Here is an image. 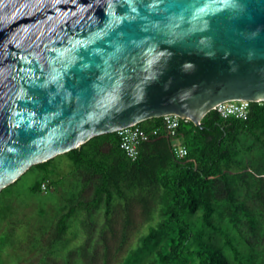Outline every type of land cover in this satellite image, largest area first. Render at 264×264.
<instances>
[{"label":"water","instance_id":"water-1","mask_svg":"<svg viewBox=\"0 0 264 264\" xmlns=\"http://www.w3.org/2000/svg\"><path fill=\"white\" fill-rule=\"evenodd\" d=\"M264 101V0H0V190L90 138Z\"/></svg>","mask_w":264,"mask_h":264},{"label":"trees","instance_id":"trees-1","mask_svg":"<svg viewBox=\"0 0 264 264\" xmlns=\"http://www.w3.org/2000/svg\"><path fill=\"white\" fill-rule=\"evenodd\" d=\"M138 125L158 132L140 143L135 160L116 132L63 153L82 187L56 219L47 247L82 210L84 241L63 264H264V166L252 170L243 158L251 147L242 144L246 135L264 146V101H252L245 120L222 119L215 110L199 125L182 120L174 137L160 117ZM173 142L187 154L176 157ZM53 158L33 166L46 172ZM42 182L54 184L42 177L31 190L41 192Z\"/></svg>","mask_w":264,"mask_h":264},{"label":"rangeland","instance_id":"rangeland-1","mask_svg":"<svg viewBox=\"0 0 264 264\" xmlns=\"http://www.w3.org/2000/svg\"><path fill=\"white\" fill-rule=\"evenodd\" d=\"M242 140L244 148L251 147L243 156L251 169L264 166V146L250 136ZM73 170L71 160L59 154L46 172L31 166L0 190V264H63V258L83 243L82 210L68 219L66 233L51 248L46 242L56 219L80 193L82 181ZM42 177L53 181L52 188L33 192L31 187ZM96 213L101 220L102 206Z\"/></svg>","mask_w":264,"mask_h":264},{"label":"built area","instance_id":"built-area-1","mask_svg":"<svg viewBox=\"0 0 264 264\" xmlns=\"http://www.w3.org/2000/svg\"><path fill=\"white\" fill-rule=\"evenodd\" d=\"M251 102L252 101L244 99L227 100L217 103L211 110H215L222 119L236 118L245 120ZM160 118L163 127L170 137L175 136L176 129L179 127L182 120H188L175 114H166ZM115 132L120 138V148L128 158L135 160L138 156V147L140 143L147 141L151 135H156L158 130L154 129L148 133L136 123L120 128ZM172 151L176 157H182L187 154L186 148L177 142L172 143ZM50 188L51 186L48 182H42L40 184V191L43 193H46Z\"/></svg>","mask_w":264,"mask_h":264},{"label":"clouds","instance_id":"clouds-1","mask_svg":"<svg viewBox=\"0 0 264 264\" xmlns=\"http://www.w3.org/2000/svg\"><path fill=\"white\" fill-rule=\"evenodd\" d=\"M52 188V187H51Z\"/></svg>","mask_w":264,"mask_h":264}]
</instances>
